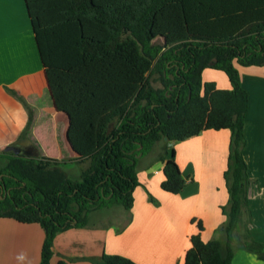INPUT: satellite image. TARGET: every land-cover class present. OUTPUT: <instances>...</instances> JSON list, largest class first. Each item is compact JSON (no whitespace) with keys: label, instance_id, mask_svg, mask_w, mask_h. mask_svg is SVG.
<instances>
[{"label":"trees","instance_id":"obj_1","mask_svg":"<svg viewBox=\"0 0 264 264\" xmlns=\"http://www.w3.org/2000/svg\"><path fill=\"white\" fill-rule=\"evenodd\" d=\"M26 2L49 85L58 110L69 117L67 137L77 155L61 161L40 152L27 156L0 150V218L44 229L40 264H51L60 233L90 226L92 213L110 207L132 212L141 185L139 158L156 144L167 142L161 187L178 195L187 180L174 145L222 130L231 132L224 173L229 203L222 207L226 236L204 241L203 222L193 219L198 232L191 237L184 264H232L238 248L264 261V244L247 227L254 188L244 157L249 96L235 66H264V0ZM207 69L224 72L232 89L205 82ZM8 90L27 110L19 139L30 141L33 109ZM68 165L85 168L75 177ZM149 199L158 204L152 195ZM240 224L245 236L236 242ZM59 264L76 263L61 259ZM96 264L138 263L104 254Z\"/></svg>","mask_w":264,"mask_h":264},{"label":"crops","instance_id":"obj_2","mask_svg":"<svg viewBox=\"0 0 264 264\" xmlns=\"http://www.w3.org/2000/svg\"><path fill=\"white\" fill-rule=\"evenodd\" d=\"M235 66L249 96L244 157L254 188L249 197L251 216L248 221V215L244 216V222L254 240L264 244V66L246 67L237 62ZM203 78L205 82H216L221 89H232L222 71L207 69ZM8 89L17 92L33 109L31 139L39 152L61 161L75 159L77 155L67 137L70 120L57 108L26 0H0V150L9 145L29 146L19 139L27 126V110ZM230 142L231 132L222 130L205 131L174 145L176 161L187 180L178 195L161 187L165 180L163 153L155 155L151 163H138L141 185L135 190L132 212L123 211L108 225L60 233L55 238L51 264H59L61 259L96 264L104 254L121 255L138 264H184L191 237L198 232L195 218L203 222L204 241L224 239L221 229L226 217L222 207L229 203L224 173ZM149 195L158 202L156 206ZM44 241L45 231L39 224L0 218V264H40ZM232 264L264 261L238 248Z\"/></svg>","mask_w":264,"mask_h":264},{"label":"rangeland","instance_id":"obj_3","mask_svg":"<svg viewBox=\"0 0 264 264\" xmlns=\"http://www.w3.org/2000/svg\"><path fill=\"white\" fill-rule=\"evenodd\" d=\"M155 43L162 44L163 42L161 40H157V42H155ZM154 86L156 88L161 87L160 83L155 82V81H154ZM31 136L32 135L30 134L29 135L30 141H27V142L28 143H35L36 147L39 149L37 143L33 139H31ZM166 145H167V142H165V141H161L158 144H156V146L153 148V150L149 154L145 155L144 157L142 156V157L139 158V162L138 163L140 164V166L146 165L148 162H150V163L153 162L152 159L154 160L156 158L155 155H158L159 152H161V154L162 153L164 154V150L166 149ZM49 152L53 153V150H50ZM41 153L42 152H40V154ZM67 159H69V158H67ZM65 168L71 174H74L75 177H78L80 175V170H82V168H85V166H82V165H79V166L68 165ZM153 205H155V204L153 203ZM123 211L125 213V209L122 208V207L105 208V209H103L101 211L92 213L90 215V218H89V224L90 225H97V226L108 225L109 223H113V221L117 220L118 215H121L123 213ZM125 219L128 220L129 218H127V216H125ZM244 219L246 220V217H244ZM196 228L198 229V225H196ZM244 236H245V229L240 224L238 229L235 231L236 242H238V240L239 241H243L244 240Z\"/></svg>","mask_w":264,"mask_h":264},{"label":"water","instance_id":"obj_4","mask_svg":"<svg viewBox=\"0 0 264 264\" xmlns=\"http://www.w3.org/2000/svg\"><path fill=\"white\" fill-rule=\"evenodd\" d=\"M167 140V139H166ZM7 153H13L15 155H27V156H37L39 155V150L37 147L33 148L31 152L28 147L18 146V145H9L4 149Z\"/></svg>","mask_w":264,"mask_h":264},{"label":"flooded vegetation","instance_id":"obj_5","mask_svg":"<svg viewBox=\"0 0 264 264\" xmlns=\"http://www.w3.org/2000/svg\"><path fill=\"white\" fill-rule=\"evenodd\" d=\"M28 148H29V150L32 152L33 151V148L35 147V146H27Z\"/></svg>","mask_w":264,"mask_h":264}]
</instances>
